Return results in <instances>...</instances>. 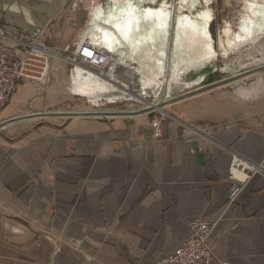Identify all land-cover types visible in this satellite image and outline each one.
Returning a JSON list of instances; mask_svg holds the SVG:
<instances>
[{
  "label": "crops",
  "instance_id": "1",
  "mask_svg": "<svg viewBox=\"0 0 264 264\" xmlns=\"http://www.w3.org/2000/svg\"><path fill=\"white\" fill-rule=\"evenodd\" d=\"M71 1L0 0V26L83 42ZM64 75L41 91L23 80L0 105V264H152L195 218L213 226L210 264H264V177L230 204L228 176L233 153L264 163V82L183 99L196 101L156 138L152 115H63Z\"/></svg>",
  "mask_w": 264,
  "mask_h": 264
},
{
  "label": "bare ground",
  "instance_id": "2",
  "mask_svg": "<svg viewBox=\"0 0 264 264\" xmlns=\"http://www.w3.org/2000/svg\"><path fill=\"white\" fill-rule=\"evenodd\" d=\"M201 1L108 0L106 6L93 7L89 43L103 47L112 56L114 65L128 66L127 78L137 77L145 91L155 86L168 89L170 84L178 81L187 88L202 84L204 70L217 58V52L211 32L212 10L194 14ZM244 9L233 35L231 28L226 27L225 35L229 41L225 56L252 48L264 37V2L245 0ZM82 69L70 86L76 95L98 104L111 91L127 94L129 85L116 77L110 81L91 71L83 75ZM118 97L115 94L107 98L112 101ZM171 100H158L144 109L160 110ZM96 112L84 113L93 116L91 113ZM120 112L125 111H107L106 118H116Z\"/></svg>",
  "mask_w": 264,
  "mask_h": 264
},
{
  "label": "rangeland",
  "instance_id": "3",
  "mask_svg": "<svg viewBox=\"0 0 264 264\" xmlns=\"http://www.w3.org/2000/svg\"><path fill=\"white\" fill-rule=\"evenodd\" d=\"M169 1L174 3L176 2V0ZM258 1L264 2V0ZM96 3L106 6L108 0H72L70 2V7L75 13L76 20L78 21L79 25L81 24V32L85 33L83 40L87 42L91 41L88 33L90 31L89 21L92 15L93 7L96 6ZM244 4L245 0H202L201 4L198 5L197 10H194L195 12L193 11L195 14L205 9L212 10L213 21L211 24V32L214 40L215 50L217 52V58L211 64L206 66L204 70V82L199 85H194L190 88H187L185 85H183V83H180V81H178L177 83L170 84L168 86V89L155 86L145 91V89H143V87L139 83V79L137 77H134L131 80L127 78V71L130 70L129 67L126 65L121 66L119 64L116 73L113 75V79L114 77H116L117 80L123 81L124 83L129 85V90L127 89L128 95L123 94L121 91H111L108 93V96L116 94L119 96L118 99L109 101L107 98L108 96H104L103 100H101L98 104H93L89 99L78 96L70 90L69 86H71L73 82V77L76 76V74H72L71 72L73 66L66 62L64 59L61 60L59 58H55L53 60L54 73L48 86H50V84L55 80L56 77L60 76L61 74H65L63 77L67 78V84L64 89L68 94L69 101L68 106L61 112L73 113L81 111H138L142 110L143 108H148L150 104L156 103L158 100H163L165 98H168L170 100L172 99L168 103L164 104L161 107L160 111L154 110V112L152 113V116L160 117L161 119V111H165L167 114L173 115L175 117H180V115L183 113L185 114L189 107L193 104V102L196 101L192 99L188 101L183 100L188 99L190 96L203 94V98L211 99L213 97L221 98L223 95H228V97L239 98V96L235 92V89L239 85H250V83L254 82L260 84L264 82V37H262L257 45L252 48H244L242 51H239L235 54H230L229 56L224 55L225 48L229 41L228 37L225 35L226 27L228 26V28H231L232 35L237 31L239 20L243 13H245ZM232 35L229 38H232ZM51 47L55 48L56 46ZM210 67L212 68V73L209 74L206 70ZM78 70L79 73L81 70L83 71L82 68L81 70L80 68H78ZM84 74L86 73L83 72V75ZM216 84L218 85L215 86ZM48 86H46L45 88H47ZM35 87L38 91H41L42 87L37 86L36 84ZM120 87L123 88V86ZM145 92H148V94H145ZM178 100L182 101L175 103ZM164 106L165 108L163 109ZM43 112L55 114L59 112V110L48 109ZM146 115H150V112ZM91 116L92 115H90V117ZM101 118L107 119L105 116Z\"/></svg>",
  "mask_w": 264,
  "mask_h": 264
},
{
  "label": "built area",
  "instance_id": "4",
  "mask_svg": "<svg viewBox=\"0 0 264 264\" xmlns=\"http://www.w3.org/2000/svg\"><path fill=\"white\" fill-rule=\"evenodd\" d=\"M42 35V31L8 34L0 26V105L11 100L23 80L34 82L38 86H48L54 73L55 58L64 59L71 64L72 74H77V68L80 67L84 68L85 73L92 71L100 77L114 80L113 75L118 65H114L112 56L104 49L78 40L72 46L60 50L45 44L41 39ZM5 41L12 42L14 46L8 50ZM161 114V119H154L150 123L156 138L162 136V120L169 116L165 111H161ZM258 174L264 177V163H256L239 154H232L228 174L232 182L230 204L237 200L246 184ZM188 227L189 236L176 252L159 258L152 264H210L215 259L210 240L212 224L205 219L195 218L188 223Z\"/></svg>",
  "mask_w": 264,
  "mask_h": 264
},
{
  "label": "water",
  "instance_id": "5",
  "mask_svg": "<svg viewBox=\"0 0 264 264\" xmlns=\"http://www.w3.org/2000/svg\"><path fill=\"white\" fill-rule=\"evenodd\" d=\"M207 72L208 73H211L212 72V68H208L207 69ZM218 84H216L215 86H217ZM198 91V90H197ZM150 112V115H152L153 111L151 110H148V109H142V110H138V111H135V112H120V113H117L116 117L118 116H131V115H141V114H147ZM63 115H66V116H70V117H73V116H81V117H84V116H90V114H86L84 112H73V113H69V112H64ZM94 115H100V116H105V117H108L107 116V113L105 111H98L96 113H94ZM23 117V116H22ZM21 117V118H22ZM19 119V118H17ZM5 122H0V126L3 125Z\"/></svg>",
  "mask_w": 264,
  "mask_h": 264
}]
</instances>
